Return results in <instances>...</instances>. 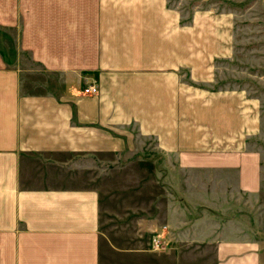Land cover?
I'll list each match as a JSON object with an SVG mask.
<instances>
[{"label": "crops", "instance_id": "1", "mask_svg": "<svg viewBox=\"0 0 264 264\" xmlns=\"http://www.w3.org/2000/svg\"><path fill=\"white\" fill-rule=\"evenodd\" d=\"M185 18L168 0H0V264H185L174 248L185 244L213 246L216 264H264V238L244 213L245 195L263 192L262 153L248 140L260 110L230 92L221 103L188 93ZM94 82L98 93L83 92ZM140 135L178 161L182 183L181 169L205 170L193 149H226L207 160L227 187L212 176L204 197L179 182L165 223L150 225L167 251L152 238L147 249L123 245L104 189L73 176L82 161L136 151Z\"/></svg>", "mask_w": 264, "mask_h": 264}, {"label": "rangeland", "instance_id": "2", "mask_svg": "<svg viewBox=\"0 0 264 264\" xmlns=\"http://www.w3.org/2000/svg\"><path fill=\"white\" fill-rule=\"evenodd\" d=\"M168 3L179 10L182 17H186L188 93L194 89L203 98L205 93H216L221 103L222 95L230 92L247 98L252 107L255 104L259 107V117L256 118L259 126L256 129H260V134H253L248 140L253 148L256 146L254 143H258L262 153L263 192L248 198L245 195V204L249 203L251 213L246 211L247 205H244V213L250 217L254 231L264 238V0H168ZM24 55L27 57L22 52V58ZM230 107L236 110L237 101ZM216 116L221 120L225 111H216ZM203 128L206 129L205 126ZM135 141L136 151L122 152L121 157L118 155L116 159L94 161V167L82 161L78 165L84 170L77 171L73 176L84 185L97 184L104 189L107 195V215H104L112 224L110 228L129 237L122 241L123 245L147 249L153 235L148 229L152 224L160 226L165 223L167 204L170 199L178 197L175 193L179 194L181 175L174 174L170 165L173 162L175 168L180 169L178 161H169L162 146L153 137L140 135ZM187 151L191 152L189 145ZM192 151L198 153L194 154L196 160L205 165V170L197 168L201 167L197 165L191 166L194 170L183 167V183L180 184L188 189L195 185L193 188H199L204 197L207 192L204 186L213 183L212 176L223 183L216 185L227 187L224 184L226 171L222 172L224 179L215 178L213 168L209 166L210 160H207L212 152L222 153L226 149H222L221 145L216 149L199 145ZM181 193L184 195L183 191ZM106 230L109 231V228ZM163 235L166 237V234ZM174 248L176 253L184 254L185 264L217 263L216 256L212 255L213 246L204 249L185 244L184 249Z\"/></svg>", "mask_w": 264, "mask_h": 264}, {"label": "built area", "instance_id": "3", "mask_svg": "<svg viewBox=\"0 0 264 264\" xmlns=\"http://www.w3.org/2000/svg\"><path fill=\"white\" fill-rule=\"evenodd\" d=\"M83 92L96 94L99 92V86L96 82L90 83L83 88ZM164 227L166 228L167 226L164 225ZM151 246L154 250H165L168 246L167 238L164 237L163 233L157 232L152 236Z\"/></svg>", "mask_w": 264, "mask_h": 264}]
</instances>
